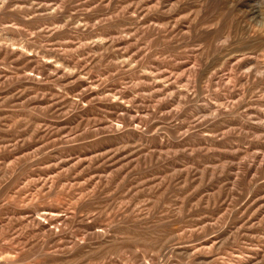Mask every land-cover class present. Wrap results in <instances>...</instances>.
Here are the masks:
<instances>
[{
	"label": "rangeland",
	"instance_id": "rangeland-1",
	"mask_svg": "<svg viewBox=\"0 0 264 264\" xmlns=\"http://www.w3.org/2000/svg\"><path fill=\"white\" fill-rule=\"evenodd\" d=\"M0 264H264V0H0Z\"/></svg>",
	"mask_w": 264,
	"mask_h": 264
},
{
	"label": "clouds",
	"instance_id": "clouds-1",
	"mask_svg": "<svg viewBox=\"0 0 264 264\" xmlns=\"http://www.w3.org/2000/svg\"><path fill=\"white\" fill-rule=\"evenodd\" d=\"M258 75H260V74H258Z\"/></svg>",
	"mask_w": 264,
	"mask_h": 264
}]
</instances>
